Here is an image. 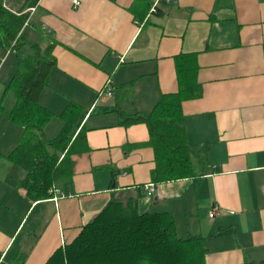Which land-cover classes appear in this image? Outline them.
<instances>
[{
    "label": "crops",
    "instance_id": "0c3cea01",
    "mask_svg": "<svg viewBox=\"0 0 264 264\" xmlns=\"http://www.w3.org/2000/svg\"><path fill=\"white\" fill-rule=\"evenodd\" d=\"M26 2L4 6L18 13ZM31 9L24 51L52 47L55 60L41 104L55 114L74 103L89 117L58 200L28 195L26 172L8 159L23 130L0 118V264H46L111 201L171 213L178 237L206 240L207 264H264V0H39ZM180 55L194 56L203 91L182 108L204 176L154 185V151L139 146L147 126L121 121L178 91ZM20 60L6 67L13 76ZM107 81L111 96H100Z\"/></svg>",
    "mask_w": 264,
    "mask_h": 264
},
{
    "label": "trees",
    "instance_id": "16d2710c",
    "mask_svg": "<svg viewBox=\"0 0 264 264\" xmlns=\"http://www.w3.org/2000/svg\"><path fill=\"white\" fill-rule=\"evenodd\" d=\"M38 1L27 0L20 12L13 13L4 6L5 0H0V56L10 51L14 43L12 53L27 45L22 36L30 17L26 10ZM29 48L35 55L20 60L5 90L15 94L16 105L9 116L23 130L20 144L8 159L26 172L23 185L28 195L33 200H45L52 197L50 191L54 186L71 177V157L77 152L79 141L86 140L83 123L89 112L70 103L65 112L56 115L41 104L40 96L48 87L55 60L51 57L52 47L42 51L39 44H32ZM193 57L176 58V93L163 95L150 114L124 117L121 121L126 127L147 126L149 140L139 146L154 151V185L204 176L202 160L187 143L182 108L184 102L199 99L203 94ZM56 117L62 120V129L57 137L47 140L44 129ZM207 254L205 239L178 237L171 213L139 214L131 203L111 201L71 244L56 250L46 264H207Z\"/></svg>",
    "mask_w": 264,
    "mask_h": 264
},
{
    "label": "rangeland",
    "instance_id": "374dc122",
    "mask_svg": "<svg viewBox=\"0 0 264 264\" xmlns=\"http://www.w3.org/2000/svg\"><path fill=\"white\" fill-rule=\"evenodd\" d=\"M9 1L14 2V4L21 5L25 0H9ZM28 31H29V29L26 30L24 39H25ZM24 48H26V47L21 48V50H19L18 53L13 52L12 54H10L8 56V58H6L5 61L8 62L7 66L10 64H13V62L16 61L17 58L22 59V58L29 56V55H33V56L35 55L33 50H30L29 52H25ZM26 49H28V48H26ZM6 67H4L2 73H0V107L4 108V111L0 110V118L6 117L7 115L9 116L10 111H12V109L16 105L15 94L12 91H7V92L5 91L6 86L9 85V83L11 82V78L13 76V73L9 72L8 69H6ZM67 105L65 108H63L61 110H58L59 108H56L55 114L58 113L57 115H60L63 112H65L66 108L69 106V105L68 106ZM58 107H60V106H58ZM16 126L19 127L18 125H16ZM62 126H63L62 120H59L57 118L52 119V121L44 129V138L47 140H52L53 138L57 137Z\"/></svg>",
    "mask_w": 264,
    "mask_h": 264
},
{
    "label": "built area",
    "instance_id": "2783aa9c",
    "mask_svg": "<svg viewBox=\"0 0 264 264\" xmlns=\"http://www.w3.org/2000/svg\"><path fill=\"white\" fill-rule=\"evenodd\" d=\"M160 1H162V0H158V3H159ZM73 3H74V5H75L76 7H79V6L81 5L78 1H74ZM156 5H157V4H156ZM28 12H29L30 14H32V13L34 12V9H30ZM14 47H15V43L12 45L11 50L8 51V52L6 53V57H8L10 54H12V51H13ZM103 95H106L107 97H110V96H111V82H110V81H107L106 85L104 86V90L100 93V96H103ZM88 117H89V116H86V119H87ZM153 187H154L153 184L148 185V186L146 187V191H148V195H149V196L152 195ZM50 193L54 196V200H58V197H59L60 195H62V194H61V191H60L56 186H54V187L51 189ZM216 212H217V210H216L215 212H212V214L210 215V217L213 218V217L215 216Z\"/></svg>",
    "mask_w": 264,
    "mask_h": 264
}]
</instances>
